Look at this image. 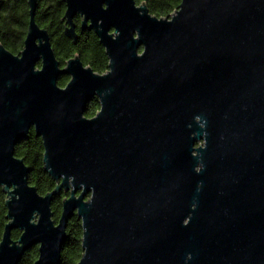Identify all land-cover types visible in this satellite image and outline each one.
Instances as JSON below:
<instances>
[{
	"label": "water",
	"instance_id": "water-1",
	"mask_svg": "<svg viewBox=\"0 0 264 264\" xmlns=\"http://www.w3.org/2000/svg\"><path fill=\"white\" fill-rule=\"evenodd\" d=\"M63 1L65 35L77 42L79 14L108 70L78 54L62 66L38 0L23 49L0 42V264L35 245L34 264H61L74 215L78 264H264V0H181L165 17L144 0ZM31 128L46 194L15 155Z\"/></svg>",
	"mask_w": 264,
	"mask_h": 264
},
{
	"label": "trees",
	"instance_id": "trees-1",
	"mask_svg": "<svg viewBox=\"0 0 264 264\" xmlns=\"http://www.w3.org/2000/svg\"><path fill=\"white\" fill-rule=\"evenodd\" d=\"M141 1L143 0H136L137 4ZM144 1L150 12L158 17H165L175 9L177 10L181 3V0ZM65 10L66 4L63 0H38L36 20L39 25L49 31L57 59L61 64H65L75 53H79L86 65H90L98 73H105L108 70L109 60L94 33L80 34L81 41L77 45L64 34V23L61 18ZM29 18L28 0H0V42L14 53H18L24 46ZM68 80L67 75H61L58 84L65 86ZM99 108L100 103L96 97L89 103L86 115L93 116ZM43 153L42 139L35 132L17 144L15 149V155L24 159L30 168L29 183L35 185L41 194H46L56 187V181L44 170ZM68 195L69 193L62 190L53 199L52 208L56 221L61 215L62 201ZM5 200L6 194L0 186V240L6 223ZM20 234L19 230H14L12 236L17 239ZM67 236V242L62 250L61 264H78L83 249L82 224L77 215L69 220ZM38 254V245H35L24 254L19 264H34Z\"/></svg>",
	"mask_w": 264,
	"mask_h": 264
},
{
	"label": "flooded vegetation",
	"instance_id": "flooded-vegetation-1",
	"mask_svg": "<svg viewBox=\"0 0 264 264\" xmlns=\"http://www.w3.org/2000/svg\"><path fill=\"white\" fill-rule=\"evenodd\" d=\"M63 21V20H62ZM74 22H75V24H76V31H77V34H78V40H77V42H75L74 44L75 45H77L81 40H80V34L81 35H83V34H87V33H94L95 35H96V33H95V31L93 30V29H91V28H85V29H83L82 30V21H81V16L79 15V14H77L75 17H74ZM63 23H64V25H66V23H65V21H63ZM89 24H90V22H88V25L87 26H89ZM42 27V26H41ZM64 29H65V27H64ZM26 34H27V32H26ZM65 34V33H64ZM25 37H26V35H25ZM96 37L98 38V40H99V37L96 35ZM52 39V38H51ZM70 39V38H69ZM71 41L73 42V40L71 39ZM87 41V40H86ZM99 43L103 46V44L100 42V40H99ZM53 46V45H52ZM103 48H104V51H105V54H106V49H105V47L103 46ZM23 49V48H22ZM21 49V50H22ZM20 50V51H21ZM19 51V52H20ZM18 52V53H19ZM18 53H16V54H18ZM75 54H78L80 57H81V55L79 54V53H75ZM75 54L72 56V57H74L75 56ZM106 56H107V54H106ZM108 57V56H107ZM108 60H109V58H108ZM83 61V60H82ZM61 63V62H60ZM66 64V63H65ZM65 64H61L62 66H65ZM85 64V63H84ZM86 65V64H85ZM90 66V65H89ZM68 77H69V80H70V76L69 75H67ZM68 80V81H69ZM68 83V82H67ZM90 103V102H89ZM88 106H89V104H88ZM88 108V107H87ZM97 113V112H96ZM95 113V114H96ZM95 114L93 115V116H95ZM87 116V115H86ZM93 116H87V117H93ZM32 132H35L34 131V129L33 128H31V130H30V132H29V136H30V134L32 133ZM28 136V137H29ZM27 137V138H28ZM41 138V137H40ZM26 139V138H25ZM22 141V140H21ZM20 141V142H21ZM19 142V143H20ZM18 143V144H19ZM14 231V230H13ZM3 234V233H2Z\"/></svg>",
	"mask_w": 264,
	"mask_h": 264
}]
</instances>
